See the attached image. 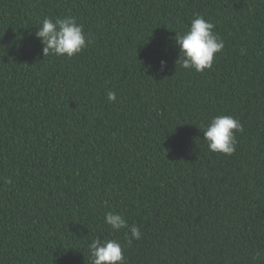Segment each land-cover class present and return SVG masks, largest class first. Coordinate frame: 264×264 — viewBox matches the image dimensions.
I'll return each instance as SVG.
<instances>
[{
  "label": "trees",
  "instance_id": "obj_1",
  "mask_svg": "<svg viewBox=\"0 0 264 264\" xmlns=\"http://www.w3.org/2000/svg\"><path fill=\"white\" fill-rule=\"evenodd\" d=\"M195 14L225 43L203 73L176 63ZM68 15L92 43L44 57ZM221 115L231 156L200 130ZM97 237L127 264H264V0H0V264H89Z\"/></svg>",
  "mask_w": 264,
  "mask_h": 264
},
{
  "label": "clouds",
  "instance_id": "obj_2",
  "mask_svg": "<svg viewBox=\"0 0 264 264\" xmlns=\"http://www.w3.org/2000/svg\"><path fill=\"white\" fill-rule=\"evenodd\" d=\"M214 29L215 25L212 22L202 15L195 14L187 30L180 34L176 33L174 37L179 50V59L176 63L183 69L198 73L211 69L215 56L225 47L224 40ZM35 37L42 44L44 57L55 55L72 58L92 43L91 35H86L83 25L71 15L55 19L45 17L35 31ZM160 67L161 71L166 69V61L162 60ZM107 100L115 102L116 93L109 91ZM200 130L203 132V140L209 152L231 156L237 146L236 133L242 132L243 126L239 119L231 115H221L202 125ZM11 182L10 178L5 179V183ZM104 222L112 232L127 229L125 240L128 245H131L133 240L142 238L141 227L135 224L129 227L122 214L108 211L105 213ZM123 248L124 246L116 240L94 238L89 244V264H127ZM261 257H264V249L258 250L253 260Z\"/></svg>",
  "mask_w": 264,
  "mask_h": 264
}]
</instances>
